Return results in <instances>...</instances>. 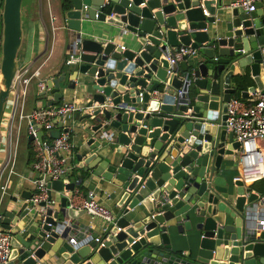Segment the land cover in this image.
I'll list each match as a JSON object with an SVG mask.
<instances>
[{
  "label": "water",
  "instance_id": "1",
  "mask_svg": "<svg viewBox=\"0 0 264 264\" xmlns=\"http://www.w3.org/2000/svg\"><path fill=\"white\" fill-rule=\"evenodd\" d=\"M70 1L66 18L75 32L71 48L80 62L48 80L49 95H40L48 106L60 102L71 72L66 86L80 87L88 106L108 103L82 119L91 122L90 132L99 133L88 141V151L105 141L118 146H109L106 156L94 151L78 153L76 159L81 170L111 181L122 193L106 230L84 226L86 231L75 242L72 226L86 214L85 209L70 208L74 190L84 180L81 171L79 180L65 185L69 192L58 207L40 213L23 204L16 212H6L4 225L13 233L11 261L264 264V226L257 220L264 211V195L252 189L255 181L247 186L245 179L229 174L243 161L256 164L257 158L244 155L226 127L228 102L239 91L247 68L256 86L264 88L263 4L257 2L254 11H247L232 8V0ZM23 3L3 1L0 126L21 66ZM84 6L88 10L83 11ZM106 7L115 14L108 22ZM96 11L106 27L88 28L102 33L101 40L82 36L83 22L94 21ZM181 46L194 48L195 57L170 73L168 51ZM30 157L29 150L27 161ZM227 162L233 166L224 167ZM53 187L62 191V181H54ZM32 194L21 191L25 199ZM31 215L36 225L22 233L21 221ZM186 233L190 254L172 252L174 245L185 242Z\"/></svg>",
  "mask_w": 264,
  "mask_h": 264
},
{
  "label": "built area",
  "instance_id": "2",
  "mask_svg": "<svg viewBox=\"0 0 264 264\" xmlns=\"http://www.w3.org/2000/svg\"><path fill=\"white\" fill-rule=\"evenodd\" d=\"M257 2H261L264 9V0H232L230 6L232 8L254 11ZM88 8V6H84L83 11L88 10ZM205 13L208 14L206 11ZM100 14V11H96L95 20L99 21ZM114 17V13H107L105 21L108 22L109 18ZM67 21L66 18V23ZM122 46L125 48L124 45ZM195 54L196 50L191 46H181L176 50L168 51L167 58L171 66L170 73H177L179 63L184 61L188 56ZM1 56L2 43L0 38V58ZM261 56V76L264 84V45L261 47ZM79 62V53L72 51L66 59V66H72ZM30 72V66L21 64L11 88V93L14 94V103L6 130L7 140L5 145L7 156L0 168V264H9L12 254L11 238L13 233L11 229H7L4 225L5 213L8 211L16 212L23 204H27L25 209H28L30 212L37 210L40 213H45L49 207L59 206V197L68 195L69 191L65 189V185L70 183V173L79 168V163L76 159L77 155L74 152L76 145L70 140V136L76 132V129H79L87 141L92 137H99V133L89 131L91 129V122L87 119H82L97 106L102 109L108 107L107 102L101 105L88 106L87 99L79 98L76 90L69 89L65 84V87L61 88L63 96L60 102L56 105L48 106V100L45 98L38 107L33 108L29 114H26L25 100L29 94L32 80L37 79V92L39 94L40 92H46L47 97L50 92L47 82L53 78H41L40 69ZM69 92H72L71 98L66 97ZM20 95L23 97L22 102H20ZM249 95V103L237 98L230 99L228 102L226 127L241 143V152L249 157L255 156L257 158V165L262 168L257 174H260L264 178V88L259 89L257 87ZM73 113L83 115L76 124V127L64 125L63 120L65 117ZM17 116H19L18 121H16ZM24 119H27L29 122L28 136L33 137L30 142V158L32 159L30 164H32V168H29L32 171V175H20L19 177L22 182L29 181L34 185L33 194L29 199L22 198L19 191L10 193L14 184L13 175L15 174L16 166V144L13 147L12 133L13 128H16L15 124L18 123L17 131L19 134L21 123ZM53 131H58V135H51ZM40 133H43L42 137ZM0 136L2 137V135ZM74 159L77 163H73ZM7 169L8 175L3 181L4 173ZM57 180H61L63 183L62 191H57L53 187V182ZM54 193L61 195L55 197ZM7 196L9 200L6 208L3 210L1 209V204ZM70 208L85 209L86 214L91 219L102 220L104 224L101 228L102 230H106V227L115 219L114 211L102 203L99 193L94 189L84 193L79 188H75L74 197L70 199ZM260 223L264 226V220ZM19 228L22 233H25V226ZM71 241L75 242L76 240L75 238H71Z\"/></svg>",
  "mask_w": 264,
  "mask_h": 264
},
{
  "label": "crops",
  "instance_id": "3",
  "mask_svg": "<svg viewBox=\"0 0 264 264\" xmlns=\"http://www.w3.org/2000/svg\"><path fill=\"white\" fill-rule=\"evenodd\" d=\"M3 1L0 0V38L2 37V11H3ZM107 3V0L105 1ZM72 9V6L68 9H64V0H24L23 3V28H24V41L23 45L19 54V61L20 64H26L30 66L31 72L40 69V77L50 78V77H57L63 74L66 70V59L69 57L70 52L73 51L71 48L72 40L75 36V32L71 30V28L66 23V12L67 10ZM106 27V24L100 22L98 20H87L83 22V31L82 36L88 38H95L97 40H101L103 37L102 33H94L88 27L100 28ZM99 34V35H98ZM120 44L125 45L124 42ZM195 57L194 55L188 56L187 58L191 61V59ZM30 72V73H31ZM247 76L245 80L242 82L241 87L237 94H235L232 98H237L244 102L249 103L250 95L249 93L252 92V87L257 88L255 84L254 78L251 76L250 69H246ZM69 72L66 75L65 84L67 85L70 80ZM1 73H0V80H1ZM35 82L37 86V79H33L30 85L29 92L31 90V86ZM77 95L79 98H82V91L81 88L76 89ZM242 92H246L245 99H242ZM74 94V93H73ZM67 98L72 97V92H69L66 96ZM58 102H54L56 105ZM11 107L7 105L6 112L7 116H4V121L2 126H0V168L4 164V159L7 156V149H6V140H7V125L9 124V118L11 114ZM10 113V114H8ZM83 117L80 113H73L68 115L63 120L64 125H73L76 127V124L80 121ZM57 132V131H56ZM53 135V134H52ZM70 140L74 142L76 147L74 148V152L76 155L78 153H92L94 151H98L99 154L102 155H109L110 154V147H117L118 145L113 142L105 141L102 147L98 149H94L93 151H88V141L85 140V137L82 136L79 129H76V132L72 133L70 136ZM28 162V161H27ZM73 163H77L74 159ZM230 165L233 166L232 162H227L224 164V167ZM262 170L259 165L254 163H245L244 161L239 163L238 166L234 167V172L226 174H232L233 176L238 177L239 179H245L246 185H250L252 181H255L252 185V189L255 192L259 193L260 195H264V178L257 174ZM254 170V172H253ZM83 172V182L81 186H76L84 193H87L89 190H96L101 198L102 203L107 206L108 208L114 210L117 206L118 199L121 196L122 190L114 185L111 181L105 180L100 176H96L90 172H84L80 168L75 169L69 175V181L74 182L79 180V172ZM256 173V174H255ZM254 175V176H253ZM23 189H27L29 191H34V185L29 181L22 182L20 179L14 181L12 191L21 192ZM58 193H54L55 197H59ZM8 196L3 200L1 204V209H5L8 203L7 200ZM61 196L59 197L61 201ZM258 222L264 220V211H261L257 216ZM33 217L28 216L24 217L21 221V226L26 227L27 231H32V227L36 224L33 223ZM103 221L100 219H91L88 214H85L80 221L74 223L71 229L72 238H77L80 236L83 231H86V227H89L94 230H101L103 226ZM86 226V227H84ZM88 231V230H87ZM189 233H186L183 236L185 242L177 243V245L173 246L172 252L176 254H190L192 251L191 245L186 241V237ZM9 264H16L14 261H10Z\"/></svg>",
  "mask_w": 264,
  "mask_h": 264
},
{
  "label": "rangeland",
  "instance_id": "4",
  "mask_svg": "<svg viewBox=\"0 0 264 264\" xmlns=\"http://www.w3.org/2000/svg\"><path fill=\"white\" fill-rule=\"evenodd\" d=\"M35 84L36 83L33 82L31 86V90L25 100L26 114H29L33 110V108L38 107V105H40L44 100V98L39 94V92H37V86ZM22 100L23 97L22 95H20V102H22ZM13 103H14V94L11 93L8 99L9 107H11ZM5 116H7V114H5ZM18 119L19 116L16 117V121H18ZM17 125L18 123L15 124L16 128H13V133H12L13 147L16 144V166H15V174L13 175L14 181L21 179L19 177L20 175H26V176L32 175V171L29 169V163L27 162V155L29 150H31V144L28 142L29 122L27 119H24L22 121L19 134L17 131ZM7 175H8V169L4 173L3 181L5 180ZM12 192L13 191L11 190L10 193L12 194ZM7 200H9V197L7 198Z\"/></svg>",
  "mask_w": 264,
  "mask_h": 264
},
{
  "label": "trees",
  "instance_id": "5",
  "mask_svg": "<svg viewBox=\"0 0 264 264\" xmlns=\"http://www.w3.org/2000/svg\"><path fill=\"white\" fill-rule=\"evenodd\" d=\"M70 6H71V1L70 0H64V9L66 10V9L70 8ZM105 9H106V11L110 12L107 7ZM31 162H32V159L30 158L28 163L30 164ZM82 177H84V176H82Z\"/></svg>",
  "mask_w": 264,
  "mask_h": 264
},
{
  "label": "bare ground",
  "instance_id": "6",
  "mask_svg": "<svg viewBox=\"0 0 264 264\" xmlns=\"http://www.w3.org/2000/svg\"><path fill=\"white\" fill-rule=\"evenodd\" d=\"M254 176V175H253Z\"/></svg>",
  "mask_w": 264,
  "mask_h": 264
}]
</instances>
